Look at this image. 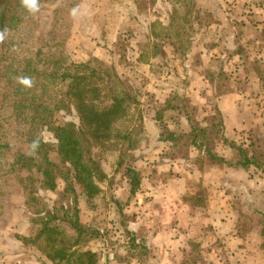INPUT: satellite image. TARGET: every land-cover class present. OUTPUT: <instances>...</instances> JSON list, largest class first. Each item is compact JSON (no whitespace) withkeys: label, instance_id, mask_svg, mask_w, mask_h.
Wrapping results in <instances>:
<instances>
[{"label":"rangeland","instance_id":"374dc122","mask_svg":"<svg viewBox=\"0 0 264 264\" xmlns=\"http://www.w3.org/2000/svg\"><path fill=\"white\" fill-rule=\"evenodd\" d=\"M53 1L42 6L34 26L38 34L53 50L65 49L70 60L78 64L98 60L114 63L119 75L134 87L142 104L138 110L131 108L126 126H138L140 117L144 118L143 132L136 137L138 145L129 150L116 136L99 139L92 128L84 126L74 98L61 96L56 87L47 91V101L49 98L54 101L58 110L53 115L49 111L39 115L42 139L55 146L64 139L61 129L75 124L80 131L76 141L84 151L86 165L92 168L95 163L107 174V180L99 183L102 189L99 196L90 198L77 187L82 222L102 234L87 249L98 253L99 264H242L244 253L238 255L239 249H244V245L240 247L241 240L253 243L261 237L256 227L259 218L252 207L254 194L264 189V180L250 181L248 172L234 171L236 158L229 147L219 146L220 143L215 151L224 157L225 163L208 159L204 151L202 155L192 152L187 157L165 141L164 128L180 134L188 132L191 124L205 127L223 122L217 105L221 95L230 91L231 86L253 94L262 92L250 85L260 78L264 88L263 65L255 68L239 65L235 59L226 61L225 57H211L205 51V57H201V44L208 47L214 44L211 37L205 40L198 37L199 26L214 21L202 0H180L181 5L176 0H132L131 8L122 2L126 0H74L77 3L74 8L65 0ZM224 1L229 4L231 0ZM261 1L238 0L233 17L250 20L247 7ZM117 3L121 4L119 8L114 7ZM174 9L180 10L177 25L183 26V33L192 38L193 44L187 59L176 61L172 59L171 46L175 35L171 28ZM258 14L255 11L256 21L261 20ZM226 29L224 33L230 32L229 26ZM31 35L30 32V39ZM233 42L229 40L228 50L227 47L224 50L232 51ZM242 43L240 50L250 47L245 41ZM109 47L116 49L114 59L109 58ZM245 55L248 57V53ZM201 58H205V63ZM237 66L241 68L239 78L248 75L250 79L246 86L228 76ZM263 100L255 99L248 107L260 113ZM222 105L225 107L226 102ZM148 106L163 117L165 126L150 118L154 113ZM236 119L231 120L237 144H248L249 131L264 139L258 126L248 120L244 127L236 129ZM50 159L60 162L53 147ZM129 166L140 173L141 187L136 195L128 177ZM215 166L218 171H211L217 170ZM209 180L219 182L209 186L206 184ZM42 195L51 207L70 202L63 195V187ZM25 203L20 186L12 182L6 200L7 215L0 217V264H51L15 240L18 234L30 233L32 216ZM225 218L231 219V227H224ZM51 233L54 240L69 244L64 228L51 229ZM134 247L138 252L135 257ZM250 252L259 262L264 260L259 250Z\"/></svg>","mask_w":264,"mask_h":264},{"label":"trees","instance_id":"16d2710c","mask_svg":"<svg viewBox=\"0 0 264 264\" xmlns=\"http://www.w3.org/2000/svg\"><path fill=\"white\" fill-rule=\"evenodd\" d=\"M51 1L0 0V217L7 215L6 200L10 197L12 182H16L26 196L25 205L32 216L29 218L30 233L15 236L25 250L51 264H99L98 253L87 246L102 238V234L99 229L82 222L77 187L90 198L99 196L102 193L99 183L107 180V174L95 163L92 168L86 165L84 151L76 141L80 131L75 124L66 125L67 130L61 129L64 139L52 146L39 134L38 118L42 111L53 115L58 110L54 101L50 98L47 101V91L56 87L61 96L75 99L81 123L92 128L99 139L116 136L131 150L138 145L136 137L143 132L144 118H138V126L126 125L131 108L138 110L142 104L134 87L119 75L114 63L98 60L78 64L70 60L65 49L49 47L34 26L42 6L46 7ZM176 1L181 5L180 0ZM64 2L72 8L77 5L74 0ZM180 18V10L174 9L171 28L175 35L171 46L175 61L187 59L193 45L192 38L183 33V26L176 23ZM257 49L263 51L262 47L250 46L240 50V54L248 53V58H252ZM109 50V58L114 59L117 56L115 47ZM261 78L264 82V67ZM150 110L154 113L150 118L165 126L163 117L152 106ZM118 128L122 131L118 132ZM164 129L165 141L185 152L187 157L192 152L202 155L204 151L208 159L225 163L224 157L215 151L225 145L236 158L233 167L248 172L250 181L264 180V139L256 134H250L248 145H238L226 137L221 121L205 127L191 124L188 132L180 134L166 126ZM52 147L60 162L50 159ZM127 172L132 193L136 195L141 187L140 173L131 166ZM257 177L259 179H255ZM61 187L70 202L51 207L42 194L53 193ZM253 197L252 210L259 218L256 227L264 250V189ZM59 227L67 230L69 244L52 238L51 229ZM137 253L134 247L133 257Z\"/></svg>","mask_w":264,"mask_h":264},{"label":"crops","instance_id":"0c3cea01","mask_svg":"<svg viewBox=\"0 0 264 264\" xmlns=\"http://www.w3.org/2000/svg\"><path fill=\"white\" fill-rule=\"evenodd\" d=\"M202 1L205 4V11L213 15L214 21L211 27L200 25L199 26L200 35H198V37L202 39L204 38L207 39L211 37V39L214 40V44H212L211 47H208V46H203L200 43L202 46V53L200 54L201 57H205V53H204L205 51L207 53H210L211 57H215V55L216 57H225L226 61H229L232 58V59H235V63L237 61L239 65L241 64L250 65V66L253 65L254 68L255 66L257 67V65H259L260 67L261 65H263L261 67L263 68L264 67V48L262 52L256 53L255 56H253L255 58L253 57L248 58L246 55H245L246 56L245 58V56H242L240 54V49L242 48V45L244 44L242 43L245 41L244 39L248 40V43L250 46L260 47V48L264 47V0L259 3H253L251 7L248 6L247 9L249 10L248 13L250 15L249 16L250 20L245 18L243 21L241 19L239 20V18L237 17H233L234 9H238L236 7L239 6V5L237 6L238 0H235V1L231 0L229 1V4L227 1H224V0H202ZM122 2L126 3V5L129 8L132 7V0H126ZM120 6H121L120 3H117L116 5H114V7L116 8H119ZM255 11L259 13L258 15H261V20L256 21L253 19V17L255 16ZM227 26H229L230 32L224 33V31H227L226 29ZM200 27L202 28L201 30H200ZM244 30H246V32L242 34ZM200 38H199V41H200ZM229 40L234 41L232 43L233 45L232 51H227L230 45ZM225 48L227 50H224ZM231 55L233 57H231ZM201 59H203L205 63V58H201ZM251 63H254V64H251ZM238 66L237 68H233L232 70H230V73L228 74V76H230V79L233 80L234 82L238 81L239 84L244 83V85L246 86L247 85L246 82H249L250 79L248 78V75H246V77H244L243 79L239 78L238 72L241 70V68H238ZM261 83L262 82L260 78H257V82H255L253 85H250V86H255L258 89L261 88L262 92H260L259 94L256 92H255L256 94H253V92L248 93L247 91H245L246 90L245 88L241 90L239 88H235L231 86L230 91L221 95L222 101L218 100V104H217L218 110L222 114L223 123L225 127V134H226V137L230 139V141H234V142L236 141L235 140L236 135L234 133L235 129L233 128L232 120H231V119L235 120L236 119L235 116L238 117V119H236V126H235L236 129H239L242 126L244 127L245 123L248 120L250 121V123H253L254 125L258 126V128L260 129V132L264 136V102L263 103L261 102L262 109L260 113H256L257 111L253 110V107H250V108L248 107L249 105H253L255 99L259 98L260 101L263 100L264 88ZM223 101L226 102L225 107L222 105ZM252 133H255V132L249 131L248 135L250 136V134ZM232 134L235 136H232ZM249 136H248V139H249ZM248 144H249V141H248ZM248 144H245V145H248ZM214 169H217V170H211V171H218V168H216V166L214 167ZM239 170L241 169L240 168L234 169V171H239ZM212 173L214 174L218 172H212ZM218 182L219 180L218 181L209 180L208 182H206V184L210 186L211 184H216ZM190 209H192V207ZM225 219H226V222L224 223V227H231L232 225L231 219L230 218H225ZM259 238H260L259 240H256V241L254 240L253 243H250L251 240H247L246 242L241 240L240 247L244 245L242 248H244L247 251L246 252V251H243L244 249H239L240 250L239 251L240 253L238 254L239 256H241V253H244L243 256L241 257L242 264H263L264 260H260L261 262H259L258 260H256L254 255L250 252V250L253 249L254 252H256V250H259L260 253L264 254V250L262 248V240H261V237ZM240 247L238 246V248Z\"/></svg>","mask_w":264,"mask_h":264}]
</instances>
